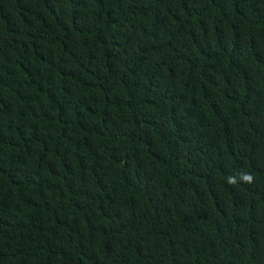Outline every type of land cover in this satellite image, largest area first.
Wrapping results in <instances>:
<instances>
[{"label": "trees", "instance_id": "1", "mask_svg": "<svg viewBox=\"0 0 264 264\" xmlns=\"http://www.w3.org/2000/svg\"><path fill=\"white\" fill-rule=\"evenodd\" d=\"M0 264H264V0H0Z\"/></svg>", "mask_w": 264, "mask_h": 264}, {"label": "clouds", "instance_id": "2", "mask_svg": "<svg viewBox=\"0 0 264 264\" xmlns=\"http://www.w3.org/2000/svg\"><path fill=\"white\" fill-rule=\"evenodd\" d=\"M246 179H248L250 181L252 179V177L249 175L246 177Z\"/></svg>", "mask_w": 264, "mask_h": 264}]
</instances>
